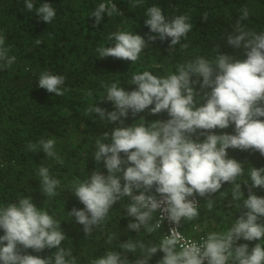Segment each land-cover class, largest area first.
<instances>
[{"label":"clouds","instance_id":"1","mask_svg":"<svg viewBox=\"0 0 264 264\" xmlns=\"http://www.w3.org/2000/svg\"><path fill=\"white\" fill-rule=\"evenodd\" d=\"M140 2L135 0L131 7L138 6ZM24 8L29 12L35 11L47 24L56 16L49 3H42L37 8L32 0H24ZM115 11L118 9L114 3L110 7L100 3L91 15L95 17L94 26L99 25L105 13L111 17ZM146 16L145 23L150 31L158 34L161 40L171 38L172 48L193 30L187 15L168 19L159 6L149 7ZM204 18L207 19V13ZM248 18L249 11L241 9L240 18L234 26L235 33L227 38L229 45L246 49V59L218 54L215 61L210 62L198 57L179 66L178 74L167 77H157L144 71L133 75L131 83L138 85V89L131 92L115 83L104 86L107 89L106 100L112 102L116 110L107 112L99 106L87 109L89 113L98 114L101 120L116 122L121 117H127L129 110L135 115L153 104V114L167 110L171 119L154 122L150 126L117 127L110 134L111 143L96 140L94 159L97 163L104 162L108 175L94 171L89 179L73 182V195L85 207L82 210L73 208L69 212L84 226L86 236L91 235L94 226L98 228L112 206L125 197L131 201L126 207L127 214L135 218L128 228L138 233L143 228L151 233L161 227L165 219L163 213L177 225L182 220L197 218L198 203L192 199L194 194L207 198L219 192L223 183L231 182L232 198L239 202L236 206L247 211L225 233L211 232L206 238L202 237L200 243L181 244L182 237L173 228L171 235L164 236L158 245L146 247L142 241L130 239L120 247L125 252L141 250L143 257L136 259L135 264H148L158 251L165 254L158 264H205V261L207 264H264V245L257 243L249 250L247 244H236L240 239H264V223L258 222L264 218V198L252 194V188L264 187V168L253 167L250 170L249 196L242 199L241 184L236 180L243 175V168L235 159L227 158L229 148L252 149L264 155V121L259 119L264 117V32L257 34L244 30L241 21ZM108 39L114 41V46L98 48L101 59L113 57L135 62L146 46L142 36L129 32H114ZM156 39L157 36H149V40ZM39 43L40 40H37ZM4 44V38L0 37V68L11 66L15 60V57H9V49ZM187 46L181 45L182 48ZM216 50L219 53V48ZM193 75L202 77V90L211 89L210 92L204 91L202 99L206 103L199 106L195 100L199 93L193 84L200 81L194 82ZM64 82L63 76L44 72L38 79V86L55 96H62ZM233 123L235 135L210 134L201 143L193 141L188 135L198 129H225ZM103 136L108 139L109 133ZM54 148L55 141L52 139H41L39 145L31 142L26 145L28 152L40 149L48 158L59 160ZM122 152L126 160L121 158ZM125 164L130 166L124 168ZM37 175L42 193L48 198L57 195L60 181L50 176L49 169L39 166ZM154 186L161 199L147 195ZM134 189L143 191L135 195ZM208 201L211 208V199ZM158 210L162 214L153 225V213ZM60 225L47 211L38 209L32 198H21L0 208V229L4 231V235L0 236V264H76L71 250L61 247L65 234ZM113 238L110 236L108 242L111 243ZM18 245L37 252L45 248H56L57 251L52 257L43 259L20 254ZM128 262L127 256L108 251L93 260L92 264Z\"/></svg>","mask_w":264,"mask_h":264},{"label":"trees","instance_id":"2","mask_svg":"<svg viewBox=\"0 0 264 264\" xmlns=\"http://www.w3.org/2000/svg\"><path fill=\"white\" fill-rule=\"evenodd\" d=\"M38 8L42 3H49L56 11L50 24L43 22L35 11L24 8V0H0V37L9 49V57H15L11 66L0 68V208L21 198H32L38 209L48 212L61 225L65 234L61 247L71 250L76 264H92V261L104 256L108 251L119 252L127 256L128 264H135L143 253L125 252L120 244L128 240L142 241L146 247L158 245L165 236L161 226L149 233L141 229L138 233L128 228L135 218L127 214L126 207L130 198L117 201L110 209L104 222L86 236L84 226L79 224L69 212L73 208L82 210L84 205L73 195L72 185L75 181L89 179L94 171L107 176L104 162L94 159L96 140L111 143L110 134L117 127L138 125L150 126L154 122H167L171 117L167 110L153 114L148 109L111 122L101 120L96 113L87 109L99 106L107 112L115 111L112 102L106 100L107 89L115 83L125 91L138 89L132 85L134 74L149 71L157 77L178 74L179 66L186 65L201 57L215 61L218 54H226L236 59H246V49L236 48L227 42L228 35L234 34V26L240 18L241 9L249 11V18L241 21L244 30L257 34L264 32V0H141L136 7H131L135 0H32ZM100 3L109 7L115 4L118 11L111 17L105 13L99 25H95L92 12ZM162 8L166 18L187 15L193 30L182 37L180 44L171 46V38L159 39L146 25L147 9L151 6ZM207 13V19L204 14ZM129 32L142 36L146 46L137 61H126L113 57L99 58L98 48L113 47L114 41L108 37L114 32ZM238 34V33H236ZM149 36L157 39L149 40ZM37 40L40 43L37 44ZM188 45L182 48L181 45ZM219 48V53L216 50ZM48 72L65 78L61 86L64 94L55 96L38 86L42 73ZM193 86L199 96L196 105L206 103L203 100L202 77L192 76ZM91 93V95H89ZM105 97V98H104ZM264 121V117H260ZM123 121V123H121ZM109 133L108 139L104 134ZM235 135V125L225 129L219 127L211 130L198 129L188 134L197 143L204 142L207 135ZM55 141V152L59 157L48 158L46 153L28 152L26 145L31 142ZM122 159H127L122 152ZM227 158L235 159L243 168V175L236 183L241 184L242 199L249 196L251 187L250 170L264 168V155L256 150L227 149ZM39 166L49 169L51 177L60 181L57 195L47 197L41 191ZM130 165L125 164L126 168ZM122 175V173L120 174ZM247 181L248 183H244ZM123 184V181H122ZM231 182L222 184L219 192L210 197L198 199L199 215L192 221H183L184 234L199 238L207 237L211 232L225 233L246 209L238 208V201L232 198ZM141 190H135L138 195ZM252 194L264 198V187L252 188ZM147 195L156 196L155 186ZM211 199L212 207H208ZM242 200L240 203L242 204ZM158 221L157 212L153 213L154 225ZM259 223H264L261 218ZM4 235L0 229V236ZM114 237L111 243L109 237ZM257 243L264 245V239L246 241L240 239L237 246L247 244L251 250ZM22 255H34L47 259L57 251L45 248L37 252L24 249L18 245ZM165 254L158 251L148 264H158ZM72 257H67L71 259Z\"/></svg>","mask_w":264,"mask_h":264},{"label":"built area","instance_id":"3","mask_svg":"<svg viewBox=\"0 0 264 264\" xmlns=\"http://www.w3.org/2000/svg\"><path fill=\"white\" fill-rule=\"evenodd\" d=\"M156 197H157V199H161L160 194L157 193V192H156ZM192 199L195 201L196 204L198 203L196 198H192ZM161 214L162 213L158 210V212H157L158 220L160 219V215ZM163 215L165 216V219L162 221L161 226H163L165 228V231H164L165 232V236L171 235V229L175 228L179 232L181 237H182V239L180 241L181 244L186 243V242H188V243H191V242L200 243L201 242V238L202 237L194 238V237H191V236H188V235L184 234V232H183V220L180 222L179 225H177L175 222H170L167 219V214L166 213H163ZM203 238H205V237H203ZM205 264H207V261H205Z\"/></svg>","mask_w":264,"mask_h":264}]
</instances>
